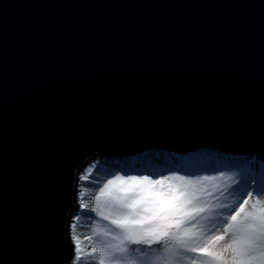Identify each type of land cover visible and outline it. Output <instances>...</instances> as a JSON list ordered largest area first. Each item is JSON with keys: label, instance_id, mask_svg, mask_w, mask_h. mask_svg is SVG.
<instances>
[{"label": "water", "instance_id": "obj_1", "mask_svg": "<svg viewBox=\"0 0 264 264\" xmlns=\"http://www.w3.org/2000/svg\"><path fill=\"white\" fill-rule=\"evenodd\" d=\"M153 147L264 161V0H0V264H66L78 166Z\"/></svg>", "mask_w": 264, "mask_h": 264}, {"label": "snow or ice", "instance_id": "obj_2", "mask_svg": "<svg viewBox=\"0 0 264 264\" xmlns=\"http://www.w3.org/2000/svg\"><path fill=\"white\" fill-rule=\"evenodd\" d=\"M97 188L80 201L96 218L90 234L72 236L70 264H264V187L239 170L115 174Z\"/></svg>", "mask_w": 264, "mask_h": 264}, {"label": "rangeland", "instance_id": "obj_3", "mask_svg": "<svg viewBox=\"0 0 264 264\" xmlns=\"http://www.w3.org/2000/svg\"><path fill=\"white\" fill-rule=\"evenodd\" d=\"M158 147H153L150 149H146L143 151H140L139 154V162L135 165L134 160L131 159V161H123L122 156H116L114 155V160H109V155L102 154L97 155L95 158L88 157L82 164V167L77 172L76 176L74 177L75 180H77L76 186L79 190L77 193H75L73 189V205L78 207V209H72V214L69 221V226L71 233L73 235L76 234V236H83L90 234L91 231V225L92 221L96 218L94 213L89 214L88 210L81 209L79 207L81 199H84L85 202H88L90 200V196L87 195V193H91L94 191H97V184L101 185L106 182L108 179L112 178V175L120 174V175H152L153 177H156L158 175H168L171 171H178L181 175H216L219 171H224L225 173L231 174L237 170H239L245 177V181L249 180L247 178V172L248 173H254V178L257 181L258 187H264V183H262V178L260 175L264 177V161L258 160L256 163L250 164V166H244L246 170H242V168H239L238 166H235L233 161L230 160L229 155H223L224 152L218 151L216 149H206V148H198L195 150H192L190 152L180 153L178 156V164L173 161L172 166L164 167V165L159 163V160L154 158L157 155ZM227 154V153H226ZM239 155V154H238ZM173 157V156H172ZM177 157V156H174ZM181 160V161H180ZM133 161V162H132ZM223 161L222 166H214V162H217L221 164ZM203 163H208V168L202 165ZM132 164V165H131ZM147 165L150 167L146 169ZM204 166V167H203ZM109 169V173H112V175H108V172H104L103 170L105 168ZM146 167V168H145ZM252 168V169H251ZM257 168V169H256ZM91 169V174L89 176L88 180L80 179L81 176H84L88 174V170ZM188 169L191 170L190 174L185 173L184 171ZM215 169V171H213ZM251 169V170H249ZM146 170V171H145ZM74 180V181H75ZM264 182V180H263ZM81 191H85L86 195L84 197H81L80 193ZM73 206V207H74ZM70 213V212H69ZM69 216V214H68ZM79 216L80 220L77 222L76 217ZM72 219V220H71ZM73 223H77V228L75 231L71 228V225ZM75 233V234H74ZM72 235V236H73ZM71 236V237H72ZM71 241V242H70ZM69 243V247L71 249V252L67 255L66 258V264H70V261L72 260L74 256V248H75V241L71 239ZM86 249H84V247ZM81 248L83 253H87L90 251V249L87 247V241L83 240L81 241ZM83 264V262H81Z\"/></svg>", "mask_w": 264, "mask_h": 264}, {"label": "bare ground", "instance_id": "obj_4", "mask_svg": "<svg viewBox=\"0 0 264 264\" xmlns=\"http://www.w3.org/2000/svg\"><path fill=\"white\" fill-rule=\"evenodd\" d=\"M157 153L159 154V155H157L156 157H154V158H156V159H158L159 160V163L160 164H162V165H164V167H167V166H172L173 165V161H175V163L176 164H178V162L176 161V159L178 158V156H179V154H180V152H175V153H171L170 151H167V150H161V149H158V151H157ZM181 153H185V152H181ZM97 155H100L99 153H95V154H93V155H91V157L88 159V160H90L91 158H95ZM223 155H229V154H226V153H224ZM122 160L123 161H131V159L133 160V159H135L134 160V162H135V165L139 162L138 160H140L139 159V154L138 153H123L122 155ZM173 156V157H172ZM174 156H177V157H174ZM114 156H109L108 157V159L109 160H114ZM229 158H230V160L231 161H233L235 164H233V165H235V166H238L239 168H242V170L244 171V170H246L245 168H244V166H250V164H253V163H256L258 160H259V156H254V157H252V156H250V155H246V154H234V155H229ZM178 160V159H177ZM181 161V160H180ZM133 162V161H132ZM215 163V162H214ZM82 165L83 164H80L79 166H78V168L76 169V171H75V173H74V177L76 176V174H77V172L80 170V168L82 167ZM132 165V164H131ZM202 165H204L205 167H209V166H207V164L206 163H203ZM223 165V161L221 162V164H219V165H216V163H215V165L214 166H217V167H219V166H222ZM203 166V167H204ZM147 167V168H146ZM145 168L146 169H148L150 166L149 165H147ZM252 169V168H251ZM251 169H249V170H251ZM257 169V168H256ZM104 172H108L109 173V169L106 167L104 170H103ZM146 171V170H145ZM188 171V169H186L184 172H187ZM188 172H191V170H189ZM245 172V171H244ZM261 177H259V178H262V183H264L263 182V180H264V177L262 176V175H260ZM247 178H249V179H251V178H254V173H248L247 172V176H246ZM75 180V179H74ZM73 185H77V180H75L74 181V183H73ZM74 191H75V193H77L78 192V188L76 187V186H74ZM77 206V205H76ZM76 206H72V208L70 209V213H69V216H68V218H67V222H66V226H65V235H66V239H67V241L69 242L71 239H72V235H73V233H71V230H70V226L68 225L69 224V221H70V217H71V214H72V209H78V207H76ZM72 220V219H71ZM75 231V230H74ZM75 234V233H74ZM76 235V234H75ZM80 236V235H79ZM71 242V241H70ZM69 242V243H70ZM71 244V243H70ZM84 247V246H83ZM84 249H86L85 247H84ZM70 252H71V249H70Z\"/></svg>", "mask_w": 264, "mask_h": 264}, {"label": "trees", "instance_id": "obj_5", "mask_svg": "<svg viewBox=\"0 0 264 264\" xmlns=\"http://www.w3.org/2000/svg\"><path fill=\"white\" fill-rule=\"evenodd\" d=\"M215 163H216V165H219V163H217V162H215ZM206 164H208V163H206ZM214 165H215V164H214ZM185 173H189V174H190V172H188V171H187V172H185Z\"/></svg>", "mask_w": 264, "mask_h": 264}]
</instances>
